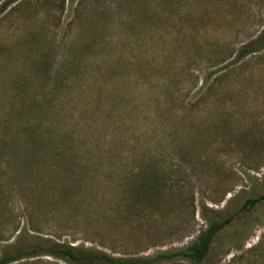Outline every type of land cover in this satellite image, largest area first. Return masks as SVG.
Returning a JSON list of instances; mask_svg holds the SVG:
<instances>
[{
    "label": "rangeland",
    "instance_id": "1",
    "mask_svg": "<svg viewBox=\"0 0 264 264\" xmlns=\"http://www.w3.org/2000/svg\"><path fill=\"white\" fill-rule=\"evenodd\" d=\"M68 4L0 12V258L42 245L9 264H194L146 259L234 216L202 264H264V202L241 211L264 195V0ZM36 136L58 151L19 167Z\"/></svg>",
    "mask_w": 264,
    "mask_h": 264
},
{
    "label": "trees",
    "instance_id": "2",
    "mask_svg": "<svg viewBox=\"0 0 264 264\" xmlns=\"http://www.w3.org/2000/svg\"><path fill=\"white\" fill-rule=\"evenodd\" d=\"M14 0H6L0 9V12L5 9L10 3H12ZM82 1H79L76 10L80 6V3ZM65 3V0H64ZM77 3V0H69V8H72ZM264 45V44H263ZM252 48L250 47H244L242 48L239 57L242 56L243 53L251 51ZM239 59V58H238ZM213 73L210 74V78L212 77ZM33 139V137H30ZM7 139V138H6ZM4 140L7 145L5 148L8 149H14L16 147V143H19L21 141V138H11L13 143H8L7 140ZM41 144V146H39ZM50 147V148H48ZM46 147L42 139L38 136H36V139L33 140V144L31 145L28 142V139L26 138L22 142V150L19 152V160L22 161L21 163H18L19 167H23L24 165H32L36 161H38L39 157H46L51 152H57V148H53L52 146ZM52 152V153H53ZM61 153H59V156ZM15 167L13 172L15 171ZM158 174L155 173L154 177H151L150 179H140L137 180L136 183H134V191H133V197L137 202H140L141 200H144L146 197H155L158 193ZM264 202V195H261L259 197L250 198L246 204L241 208V211H246L247 209H250L252 207H255L257 204ZM234 220V216H229L223 220H216L213 221L212 224L209 226V228L203 232H201L196 240L191 244L188 248L183 250H175L170 252H158L153 258H147L146 262H163V261H170L175 259H189L194 262V264H202V262L207 258L209 252L212 249L213 242L217 236V234L222 231L225 227H227L232 221ZM42 249V245L40 247H35L31 249H22L18 250L16 252H10L5 254L3 257L0 258V264H9L13 261H18L20 259H26L31 258L37 255V253ZM44 251V250H43ZM59 251L69 257H75L74 248L71 246H67L64 248H60ZM45 252L53 254V252L49 250H45ZM82 258L84 259H90V258H105L109 262H114L118 264H124V263H132L131 260H125V262H122L118 259L112 258L107 255H93L90 253H83ZM145 261V260H144Z\"/></svg>",
    "mask_w": 264,
    "mask_h": 264
}]
</instances>
